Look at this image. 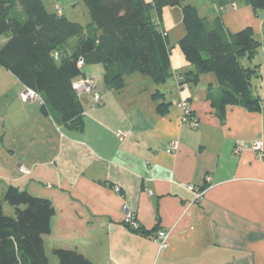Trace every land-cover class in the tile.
<instances>
[{"label":"crops","instance_id":"obj_1","mask_svg":"<svg viewBox=\"0 0 264 264\" xmlns=\"http://www.w3.org/2000/svg\"><path fill=\"white\" fill-rule=\"evenodd\" d=\"M51 3L45 6L54 12ZM201 4L191 5L210 26L220 19L231 33L253 29L261 47L243 65L258 67L252 85L264 100L261 11L241 0ZM162 29L167 33L163 23ZM6 41L0 38V45ZM177 56L180 65L172 53L166 84L135 73L125 76L121 90L105 83L103 65H95L97 74L82 67L81 77L94 79L101 101L82 97L79 127L38 102L23 101L27 86L0 67V204L14 214L3 203L9 187L52 203L51 232L44 237L50 264H60L59 249L77 251L94 264H264V159L253 150L257 141L264 144V103L221 112L211 100L220 94L217 77L180 82L196 70L184 54ZM182 101L191 103L198 129L183 124ZM198 192L203 197L197 202ZM125 204L141 233L124 225ZM161 230L171 233L165 251L155 239Z\"/></svg>","mask_w":264,"mask_h":264},{"label":"trees","instance_id":"obj_2","mask_svg":"<svg viewBox=\"0 0 264 264\" xmlns=\"http://www.w3.org/2000/svg\"><path fill=\"white\" fill-rule=\"evenodd\" d=\"M84 1L92 20L87 32L64 14L49 12L44 0H0V38L10 34L0 45V67L35 89L45 101L44 108L73 127L83 124L84 101L73 88L83 75L79 62L103 65L105 83L115 90L125 86L126 75L135 73L156 85L166 84L172 77V54L162 29L163 11L190 0ZM241 1L264 11V0ZM183 23L185 34L179 46L196 71L185 74L182 83L196 84L202 75L212 73L220 87L219 97H211L214 107L221 112L229 105L258 109L264 103L252 85L258 67L243 65L261 47L253 29L231 33L220 19L210 26L191 4L183 8ZM74 38L77 50L68 54V43ZM55 53L61 55L60 63ZM3 203L14 214H6L0 204V264H50L44 237L51 232L52 203L15 187L7 189ZM55 255L60 264H94L73 250H55Z\"/></svg>","mask_w":264,"mask_h":264},{"label":"rangeland","instance_id":"obj_3","mask_svg":"<svg viewBox=\"0 0 264 264\" xmlns=\"http://www.w3.org/2000/svg\"><path fill=\"white\" fill-rule=\"evenodd\" d=\"M47 6H50V3L54 5L55 7L53 8V11L60 14L58 12V8L60 7L61 12L72 22L79 23L83 26L85 29V32L88 31L89 24L92 23L91 20V15L90 11L85 3L84 0H44ZM204 1V0H203ZM202 0H190L187 2H183L181 6L179 7H165L163 11V26L167 33L169 34V46L171 49V54L174 53L175 55V60L178 63L177 65H180L179 58H178V53H181L183 55L182 50L180 49L179 46V41L185 34V27L183 23V8L188 5V4H195L197 6H202ZM260 11V10H259ZM264 11H261L260 14V19L264 22ZM153 16L155 21L158 22V16L156 12H153ZM10 37V34L3 37L4 39H8ZM78 39L74 38L70 41V43L67 46V53L71 54L73 50L75 49L76 43ZM55 60L57 63L61 62V55L59 53L54 54ZM247 61V60H244ZM85 66V71L92 74H97V67L95 64L91 65H84ZM83 66V67H84ZM261 74L263 75V80H264V71L262 70ZM140 76V75H139ZM92 79V77H88ZM94 80V79H93ZM98 80V79H97ZM258 80V85L257 87L258 90H261L262 86V78L258 77L254 79L255 83ZM256 89V88H255Z\"/></svg>","mask_w":264,"mask_h":264},{"label":"built area","instance_id":"obj_4","mask_svg":"<svg viewBox=\"0 0 264 264\" xmlns=\"http://www.w3.org/2000/svg\"><path fill=\"white\" fill-rule=\"evenodd\" d=\"M58 8L59 15L62 14L60 7ZM80 67L82 68L84 66V62H79ZM180 82L183 81V77L178 78ZM73 88L79 97V99L82 100V97L85 94H91L94 101L99 103L101 101V97L99 94L96 93L95 88L96 84L93 79L88 78L87 76L80 77V79L75 80L73 83ZM21 99L25 102H38L41 105L45 104V101L41 94H39L35 89L26 87L24 92L20 95ZM179 107L181 109L182 113V122L184 125L192 128V129H198L200 127V122L198 121L197 117L195 116V113L193 111V108L191 106V103L189 101H182L179 104ZM119 136L125 137L123 133H119ZM177 150V144L173 145L170 152H175ZM241 150V147H238L236 149V152L238 153ZM253 150L258 153V155L264 159V144L261 141H257L254 143ZM23 173H26L27 171L21 170ZM189 190L195 191V187H188ZM119 191V190H118ZM203 197V192H198L197 194V202L200 201ZM123 214H124V225H126L129 229L133 231H140L141 224L136 218L135 213L131 210V208L128 205H123L122 208ZM170 237L171 233L166 230L158 231L155 234V239L159 244L160 251H165L169 248L170 244Z\"/></svg>","mask_w":264,"mask_h":264}]
</instances>
